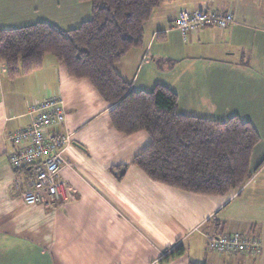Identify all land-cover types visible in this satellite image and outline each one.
Returning <instances> with one entry per match:
<instances>
[{"label":"crops","instance_id":"1","mask_svg":"<svg viewBox=\"0 0 264 264\" xmlns=\"http://www.w3.org/2000/svg\"><path fill=\"white\" fill-rule=\"evenodd\" d=\"M92 8L91 0H0V29L44 22L69 30L90 20ZM184 8L231 11L234 21L184 35L173 27ZM115 68L136 90L173 89L182 113L252 122L262 137L256 168L264 158V0H164L145 25L143 44ZM54 94L65 100L66 120L53 130L72 132L73 140L61 171L69 190L50 208L21 198L32 173L11 168L6 135L28 125L32 106ZM113 106L54 54L16 77L0 63V264H264V164L241 190L223 195L155 180L132 163L149 133L119 131ZM246 191L244 203L222 213ZM215 233L253 235L261 250L217 252L208 246Z\"/></svg>","mask_w":264,"mask_h":264},{"label":"trees","instance_id":"2","mask_svg":"<svg viewBox=\"0 0 264 264\" xmlns=\"http://www.w3.org/2000/svg\"><path fill=\"white\" fill-rule=\"evenodd\" d=\"M91 1L93 16L79 27L64 30L38 22L0 29V63L10 77L40 68L45 56L54 54L71 76L88 78L114 105L110 115L119 131L149 133V144L132 163L151 178L201 194L241 190L256 172L252 156L262 139L252 122L239 115L219 121L182 113L173 89L157 84L136 90L115 68L124 54L143 44L145 25L164 0ZM127 166H117L124 170L121 176ZM181 253L178 248L172 255Z\"/></svg>","mask_w":264,"mask_h":264},{"label":"built area","instance_id":"3","mask_svg":"<svg viewBox=\"0 0 264 264\" xmlns=\"http://www.w3.org/2000/svg\"><path fill=\"white\" fill-rule=\"evenodd\" d=\"M233 21L231 11L184 8L179 11L173 27L186 35L210 25L224 29ZM30 113L32 118L28 125L6 135L14 147L9 154V164L15 171L27 169L32 173L29 187L22 188L20 192L24 202L54 208L69 190L61 171L68 163L63 158V151L72 142L73 133L53 130L54 126L66 120L65 100L61 95H49L35 103ZM209 239L210 248L233 255H256L262 245L259 238L241 233H222Z\"/></svg>","mask_w":264,"mask_h":264},{"label":"rangeland","instance_id":"4","mask_svg":"<svg viewBox=\"0 0 264 264\" xmlns=\"http://www.w3.org/2000/svg\"><path fill=\"white\" fill-rule=\"evenodd\" d=\"M262 160H261V162L264 160V158H261ZM252 160H253V164H254V170L256 171V155H254L253 157H252ZM260 162V163H261ZM257 166L260 164L258 161H257ZM260 177H264V173H261V175H260ZM247 192L248 191H246V195H244V197L242 198V199H240V200H235V201H233L230 205H229V207H227V209L224 211V212H222L223 214H227V212H230L231 210H233L234 209V207H235V205L238 203V202H240V203H244L245 201H246V198H247ZM219 234H222V233H219ZM218 233H215V234H213V235H211V236H216V235H219ZM210 240V239H209ZM208 240V241H209ZM209 243V242H208ZM258 254V253H257ZM256 254V255H257Z\"/></svg>","mask_w":264,"mask_h":264}]
</instances>
